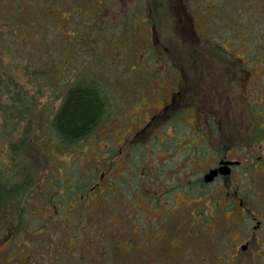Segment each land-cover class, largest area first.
<instances>
[{
    "label": "rangeland",
    "instance_id": "rangeland-1",
    "mask_svg": "<svg viewBox=\"0 0 264 264\" xmlns=\"http://www.w3.org/2000/svg\"><path fill=\"white\" fill-rule=\"evenodd\" d=\"M211 4L207 1L205 5L204 0H168L170 10L162 24L164 35L159 45L168 56L166 64L170 63L166 77L164 71L156 76L153 89L144 94L137 84L122 86L116 120L101 127L92 142L78 148L79 152L75 150L74 156L69 154L71 180H88L86 171L95 166V171L88 173L94 182L89 186L94 184L93 188H97L95 206L80 200L81 207L77 208L75 200H65L63 174L46 177L41 159L31 155L32 167L38 172L35 183L29 186L21 204L13 199L0 215V264H223L220 251L232 248L240 237L244 238L243 243L250 240L249 246L256 247H249L256 257L253 264L260 259L264 264V145L259 147L254 142L240 150L231 148L234 128L251 129L249 105L264 98V54H248L243 28L234 17L221 29L219 43L235 57V62L225 64L226 59H211L197 34V30L207 31ZM230 5L236 8L238 3ZM247 11L245 15L250 16L252 11ZM50 21L55 25V19ZM236 63L242 69H237ZM183 69L192 75L187 78ZM162 76L164 80L160 79ZM2 120L0 117V123ZM198 126L208 131L212 128L217 136L212 144L221 152L228 151L229 157L240 160L242 166L229 178L204 184L205 188L190 184L198 189L196 192L180 186L176 190L177 176L180 185L191 170L196 172L193 178L199 177L204 162L212 158L206 148H190L191 139L196 138L197 143L206 135ZM217 126L221 129L218 132ZM178 142L179 157H165L164 153L169 154ZM1 144L2 156L8 157L7 144ZM28 158L26 162L31 160ZM108 158L115 163L113 166L98 163H108ZM168 163L174 166L169 168L171 171L165 168ZM245 172L252 175L243 177L245 185L240 188L249 205L243 213L230 199L215 192L226 190L227 182L231 187L240 186ZM55 178L62 180L61 185L55 183ZM142 182L145 186L138 189L136 186H142ZM249 182L253 183L254 192ZM102 190L109 192L102 193L104 198L100 200ZM148 192L154 193L153 199H146ZM47 194L53 195L44 199ZM57 196L63 205L57 203ZM20 206L24 209L18 211ZM73 221L79 223L77 227ZM257 221L261 224L256 228ZM141 235L149 236L141 248L150 252L137 255L138 249L134 248ZM188 235L194 238L182 240L174 254L167 249L169 244L173 246L170 241ZM123 239L124 243H118ZM159 239L167 243V250L154 243ZM159 258L161 262L157 261Z\"/></svg>",
    "mask_w": 264,
    "mask_h": 264
},
{
    "label": "trees",
    "instance_id": "trees-1",
    "mask_svg": "<svg viewBox=\"0 0 264 264\" xmlns=\"http://www.w3.org/2000/svg\"><path fill=\"white\" fill-rule=\"evenodd\" d=\"M204 1L205 5L207 1L213 3L209 26L205 33L197 30V34L211 59H226L225 64L235 62L219 43L221 29L234 17L243 28L248 54H264V0ZM236 1L238 6L234 8L230 4ZM249 9L252 13L246 16ZM169 10L168 0H0V117L4 118L0 144H7L9 149L8 157H3L0 146V215L13 199L21 204L29 186L35 183L38 172L32 167L31 155L41 159L46 177L63 174L65 200H75L77 208L81 207L80 200L96 205L97 188L89 186L93 179L88 174L95 171V166L86 171L88 180H71L69 159L75 150L79 152L92 142L101 127L116 120L122 86L137 84L144 94L153 89L156 76L164 71L166 77L170 63L166 64L168 56L159 45ZM50 18L56 20L55 25L48 22ZM183 70L187 78L192 75ZM248 117L251 129L234 128L231 148L240 150L254 142L259 147L264 145V98L249 105ZM28 157L31 160L26 162ZM107 161L98 163L115 164L109 158ZM54 180L61 185L60 178ZM190 184L199 185L186 178L182 188L198 191ZM244 185L243 179L240 188ZM235 186L230 195L224 189L215 193L230 199L238 209H246L248 201L243 193L239 194L241 198L238 196ZM200 187L205 188L204 184ZM249 188L253 190V183L249 182ZM107 192H101L100 200ZM55 198L63 205L62 199ZM146 199L153 198L146 195ZM21 209L24 207L18 211ZM73 222L77 227L79 223Z\"/></svg>",
    "mask_w": 264,
    "mask_h": 264
},
{
    "label": "flooded vegetation",
    "instance_id": "flooded-vegetation-1",
    "mask_svg": "<svg viewBox=\"0 0 264 264\" xmlns=\"http://www.w3.org/2000/svg\"><path fill=\"white\" fill-rule=\"evenodd\" d=\"M170 128H172V129H175V128H173V126L171 125L170 126ZM166 129V128H165ZM197 129H200V130H203V131H205L206 133V135H203L202 136V138L201 139H199L198 140V142L196 143L195 142V139H191L190 140V148L191 149H194V150H198V149H201V148H206L208 151H210V153L212 154V158H210L209 160H207V161H205L204 163V169L202 170V171H200L201 173H200V175H199V177H195V178H193V175H196V172L194 173L192 170L188 173V178H191V179H194V183H197V184H199V186H201V184H206V183H216V182H219L218 180L219 179H225V178H229V177H231L234 173H235V170L237 169V168H239V167H241L242 166V163H241V161L240 160H238V159H235V158H230L229 156V154H227L228 153V151H222L223 153H221V150L220 149H218V148H216L212 143H213V141H212V139H213V137L215 136V132L212 130V128H210L209 129V131H208V129H204L203 127H199L198 126V128ZM200 142H202V144H200ZM179 144H180V142H178L177 144H175L173 147H172V150L169 152V154H170V156H168L169 154L168 153H164V155H166L165 157H168V159L170 158V157H179V154L181 153V151L179 150ZM181 148V147H180ZM187 150H190V149H187ZM224 152H226V153H224ZM223 154V155H222ZM170 161H172V159L170 160ZM211 161V162H210ZM223 161H233V162H237V163H234V164H230V167H231V171L228 173V174H222V173H219L216 177H215V179L212 181V182H206L205 181V175L207 174V173H209L212 169H215V168H218V167H220L221 165H222V162ZM210 162V163H209ZM173 164L174 165H176L177 164V161L175 160L174 162H173ZM200 165V163H198V166ZM196 167H198L197 165H195ZM165 168L167 169V170H169V168L170 169H173L174 168V166H171L170 167V164L168 163V164H166L165 165ZM137 169V168H136ZM135 169V171H134V175H136L137 174V170ZM169 171H171V170H169ZM191 172H193V173H191ZM149 173L151 174V171H149ZM149 173H147L146 174V178H148V176H149ZM171 173V172H170ZM173 173H175V171H172V174ZM249 175V172H245V174H244V176H242V177H247ZM252 174L250 173V175H249V177L251 176ZM177 176V175H176ZM102 177H103V174H102ZM241 177V178H242ZM254 178V177H253ZM180 177L179 176H177V178H176V182H177V185H176V187L175 186H173V187H175L176 188V190L177 189H181L182 188V184L180 185ZM146 180V179H145ZM167 184V183H166ZM236 184H237V182H236ZM170 185V184H169ZM241 185V184H240ZM171 186V185H170ZM178 186H180L181 188H179ZM143 187L144 186H137V188L138 189H143ZM235 187H237L238 188V191L236 192L237 194H238V196L241 198V196L239 195V194H241V192H239L240 190V186L238 185V186H235ZM232 189V187L230 186V183H228L227 182V184H226V190L224 189V191L225 192H227V194L228 195H230V190ZM104 190H102L101 192H103ZM100 192V193H101ZM174 193V192H173ZM173 193H172V199H173ZM157 194V193H156ZM155 194V195H156ZM152 196H154V193H152V192H148L147 193V197L148 198H151ZM174 202V201H173ZM243 213H244V209H243ZM154 215V214H153ZM155 215H159V213H157V214H155ZM147 219H150V217L149 218H147ZM260 221H257V224H256V228L257 227H259L260 226ZM164 230V229H163ZM148 237L149 236H147L146 235V237L144 238L142 235H141V237H140V239L138 240V243L135 245V248H134V250L136 251V249H138V251L136 252V254L137 253H140V252H144L145 254H148L150 251H148L147 250V248H146V250H142V248H141V246L143 247V245H141V244H143V243H146V241H148ZM114 238V240L115 241H117L116 240V237H113ZM187 238H194V237H192V235H188V236H185L184 238H182L181 240L180 239H178L177 241H170V243H173V246H172V244H169V246H167V249H171V250H169L172 254H174L176 251L175 250H177V249H179V244L181 245L182 243H183V241L184 240H186ZM183 240V241H182ZM126 240L125 239H123L122 241H118V243L120 242V243H124ZM243 241H244V238L243 237H240L239 239H237V240H235V245L232 247V248H230V249H226V250H222V251H220V254H221V256L219 257V258H222V263L224 264V262H225V264H253V261L254 260H256V257H254L253 255H251V254H253L254 252H252V251H249V244L251 243V241L250 240H248L246 243H243ZM185 242V241H184ZM156 245H157V247H159V248H164L165 250H167L166 248H165V246L164 245H166V244H163L162 243V239H159V240H157V242H154ZM140 244V246H138ZM161 244H163V246H160ZM241 244V251H238V247H239V245ZM244 246H246V249H244L243 247ZM161 248V249H162ZM227 248V247H226ZM229 248V247H228ZM256 247H254L253 246V248L252 247H250V250H253V249H255ZM180 252V251H179ZM100 253H101V250H100ZM138 255V254H137ZM225 255V256H224ZM256 255L258 256V253H256ZM173 256V255H172ZM101 257L103 258V256H102V253H101ZM226 257H227V259H226ZM218 258V257H217ZM161 259L162 258H159L157 261H160L161 262ZM225 260V261H224ZM263 260V259H262ZM262 260L260 259L259 261H257V263L258 264H261L262 263Z\"/></svg>",
    "mask_w": 264,
    "mask_h": 264
},
{
    "label": "water",
    "instance_id": "water-1",
    "mask_svg": "<svg viewBox=\"0 0 264 264\" xmlns=\"http://www.w3.org/2000/svg\"><path fill=\"white\" fill-rule=\"evenodd\" d=\"M234 163L237 162L223 161L220 167L212 169L209 173L205 175L204 177L205 181L212 182L219 173L228 174L231 171L230 164H234ZM243 248L246 249V246H244Z\"/></svg>",
    "mask_w": 264,
    "mask_h": 264
}]
</instances>
